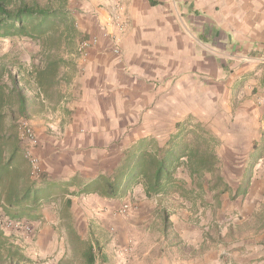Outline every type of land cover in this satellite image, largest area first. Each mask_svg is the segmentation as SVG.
I'll list each match as a JSON object with an SVG mask.
<instances>
[{"label": "crops", "instance_id": "1", "mask_svg": "<svg viewBox=\"0 0 264 264\" xmlns=\"http://www.w3.org/2000/svg\"><path fill=\"white\" fill-rule=\"evenodd\" d=\"M89 2L69 0L68 9L77 28L98 41L70 59L69 81L61 86L63 97L55 108L31 118L43 172L57 180L93 178L110 171L125 146L150 136L165 140L175 123L189 115L221 131H228V125L235 131L251 124L244 162L253 160L249 155L255 145L261 147L264 132V108L254 102L264 91V0H91L93 7ZM116 3L122 4V16L128 20L118 54L109 30L97 26L105 24ZM83 8L88 9L84 19L79 14ZM244 57L249 61H242ZM257 162L264 163V149ZM135 193L149 200L136 188L107 202L115 206L128 197L135 200ZM91 196L72 197V217L64 224L54 205L43 206L37 222L44 232L56 231L55 240L65 249L67 227L88 241L94 264H115L114 246L123 248L131 241L133 264H264V230L251 234V246L222 248L215 236L211 239L215 221H198L195 233V226H181L170 215L171 233L165 235L158 204H135L137 210L128 219H102L101 231H116L117 244L108 242L89 221L75 217V212L89 210ZM184 209L196 215L205 211L199 205L186 204Z\"/></svg>", "mask_w": 264, "mask_h": 264}, {"label": "trees", "instance_id": "2", "mask_svg": "<svg viewBox=\"0 0 264 264\" xmlns=\"http://www.w3.org/2000/svg\"><path fill=\"white\" fill-rule=\"evenodd\" d=\"M68 2L0 0V38H25L38 45L29 64L13 51L0 54V264H31L4 236L3 217L35 222L40 219L43 206L54 205L64 224L72 217V197L95 195L115 201L141 188L147 199L159 200L162 231L168 235L169 207H211L204 198L208 193L215 206H220L226 194L234 200L245 196L264 149L262 132L261 147H253L249 155L253 160L233 189L223 175L220 137L208 124L189 115L176 122L163 141L150 136L125 146L115 166L93 178L74 175L57 180L42 172L33 179L16 128L20 119L45 113L48 107L54 109L63 97L61 86L69 81L67 71L71 62L62 52L71 51L77 35ZM66 229L70 249L78 253L82 248L85 264H94L95 254L89 242Z\"/></svg>", "mask_w": 264, "mask_h": 264}, {"label": "rangeland", "instance_id": "3", "mask_svg": "<svg viewBox=\"0 0 264 264\" xmlns=\"http://www.w3.org/2000/svg\"><path fill=\"white\" fill-rule=\"evenodd\" d=\"M89 4L92 7L95 6L91 3V0ZM97 5L98 8L102 7L101 3H98ZM77 10L79 11V9ZM87 10L88 9L83 8V10L79 13L83 19L85 18L84 15L88 13ZM122 15V4H112L110 6L109 13L106 15L105 24H97V26L102 27L105 31L107 29L109 30L107 36L112 42L113 52L118 50L123 30L126 28V22L128 23V20L124 19ZM71 17L73 18L72 15ZM83 19L81 20L83 21ZM128 25L129 24H127V26ZM76 30L77 35L73 48H71V51H66L65 49V51L62 52L65 59L69 62H71L70 59H72L73 56L80 55L77 51L79 44L83 41L89 40L86 37L87 35L85 33V29L83 32L79 30L76 25ZM92 39L95 40L94 43H97L98 38L96 36H92ZM37 50V43L25 38H0V54L13 51L25 64H29L31 56L36 53ZM69 69L70 67L67 71L68 77L71 73V70ZM263 96L264 91H259L254 99L256 106L264 108V105L261 103V98ZM28 120L31 122V119ZM206 124L212 128L214 127V124ZM241 125L243 127H241L240 130L238 129L239 131L229 130L231 128L229 125L226 128L228 131L212 129L222 141L219 154L224 163L223 175L226 182L233 189L237 188L239 185L243 171L249 163L244 162V160L247 159V155L249 154L247 151L251 143V124L243 123ZM160 141L163 140L160 139ZM233 144H239L241 147L237 150ZM255 171L258 176L253 180L255 188L253 187L254 190L251 192L250 184L245 196L238 197L234 200L231 198L230 194H226L222 197L220 206H215L213 205L212 195L208 193L204 195L205 202L210 204L212 208L207 205L202 214L196 215L184 208L178 209L169 207V211L171 212L170 215L173 220L181 226L186 223L190 224V226H195V233L197 232L198 221L206 222L207 220L209 223L215 221L216 227L210 232L211 239L215 236L214 238L219 241L222 248H226L229 244L232 245L234 243L248 244L251 246V234L256 235L264 230V163H258ZM135 194V200L128 197L127 199L121 200L115 206H112L110 202L101 200L98 196L92 195L89 197V210L87 212L79 210L74 213L75 217L83 223L89 221L90 224L94 226L93 229L97 235L107 239L108 242L113 241L114 244H117L115 237L116 231L106 229V231L103 232L100 230L101 228L99 227V224L102 219H105L106 216L112 220L121 218L128 219L132 212L137 210L135 204H140L141 202L145 203L147 208H153L156 204L159 206L158 199L142 200L139 193ZM151 219L153 218H148V221H151ZM56 235L57 232L52 231L50 228L44 232L43 226H41L39 222L35 221L34 233L30 236H27L20 231L15 232L14 236H4L19 248L21 253L30 260L31 264H55L54 261L58 257H61V259L57 262V264H85L81 255L82 248L78 250V253H74V251L68 247L69 245H67V248L65 249L64 244L60 239L55 240ZM208 235L209 233L207 231V237ZM131 238L133 240L134 236ZM116 246L113 248L115 251L113 250L112 252L115 257V264H133L132 256L134 255L135 250L132 241L129 245L123 248H117Z\"/></svg>", "mask_w": 264, "mask_h": 264}, {"label": "built area", "instance_id": "4", "mask_svg": "<svg viewBox=\"0 0 264 264\" xmlns=\"http://www.w3.org/2000/svg\"><path fill=\"white\" fill-rule=\"evenodd\" d=\"M95 42L94 39L83 41L78 46V53L84 54L85 49ZM115 53H119L118 50ZM242 61H249L248 57L241 58ZM261 103L264 105V96L261 98ZM17 137L23 144V156L26 159L30 174L33 179H37L43 171L41 170L40 158L37 155L39 146L38 137L30 120L20 119L17 123ZM35 222L26 220H13L3 217L1 220V229L5 236H14L15 232L20 231L25 235L30 236L34 233Z\"/></svg>", "mask_w": 264, "mask_h": 264}]
</instances>
